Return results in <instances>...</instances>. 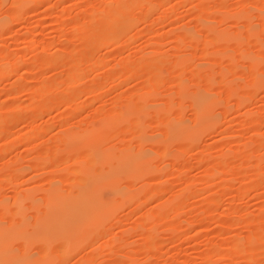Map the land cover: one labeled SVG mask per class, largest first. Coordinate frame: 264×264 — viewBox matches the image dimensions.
<instances>
[{"label":"rangeland","instance_id":"1","mask_svg":"<svg viewBox=\"0 0 264 264\" xmlns=\"http://www.w3.org/2000/svg\"><path fill=\"white\" fill-rule=\"evenodd\" d=\"M200 91L218 123L193 142L172 129L195 124ZM262 138L264 0H0V224L32 231L52 186L116 173L81 246L19 237V258L264 264Z\"/></svg>","mask_w":264,"mask_h":264},{"label":"bare ground","instance_id":"2","mask_svg":"<svg viewBox=\"0 0 264 264\" xmlns=\"http://www.w3.org/2000/svg\"><path fill=\"white\" fill-rule=\"evenodd\" d=\"M208 5L210 7V4ZM1 23H7V22L3 21ZM228 38H229V34H227V36L223 33L221 35L219 34L216 35V39L219 40H225ZM144 56L145 55H143L142 58ZM256 62L257 59L254 58L253 63L255 64ZM49 102L52 101H48V103ZM215 104L216 101L214 96L212 97L210 94L206 93L205 91L204 92L200 91V93L196 96L197 110L195 113V120H196L195 124L192 125L185 120L184 121L181 120L179 123L173 125L172 133H174V135L179 136L182 133L186 132L187 134H185L184 137L195 142L198 138H200L203 132L214 127L218 123L217 122L218 117L217 114L215 113ZM109 117L111 119L116 118L115 116L113 117L111 115ZM109 117L106 116L103 117L104 120L103 119L102 120L104 121V123L110 122ZM106 118L107 120L105 122ZM169 123H171V121H169ZM102 125L103 123L101 124V126ZM92 133L94 132L89 131L88 133L86 132V134L83 136H78L79 134L76 136L75 134V136L72 135L71 138L72 139L81 138ZM262 140L264 139L262 138ZM108 155H109L108 152H102L99 154V156H108ZM99 156H95L94 160L92 161L93 162L97 161ZM135 157H139V158L134 159L133 163L137 162L138 160H141L142 165L143 166L146 165L141 172H146L145 174L147 175H151L154 172H156L151 166H149L150 164L149 160L151 158L149 153L142 152V154H139ZM42 166L45 167V165ZM115 174H116L115 171L112 172L111 170L108 172H106L105 170H101L96 173H90L89 175H87V179H85L83 189H81L77 194L70 196H65L58 189L59 187L57 185L52 186L47 194L49 206L48 209L46 210V214L45 215L43 214L42 216L40 215L38 217L37 228L33 229L32 231H30L27 228L25 220L19 221L18 223H14L10 227V229L7 226H3L0 224V264H4V263L48 264V262H37L36 258H34L32 261H29L30 258H19L14 252H12L11 249V241L14 238L26 237L29 238L30 240L42 241L44 242V245L47 247L48 246L47 242L49 240L51 241L52 236L59 238L74 237V240H76L77 244L81 246L87 239L85 236L88 233L94 232L95 229H97L100 226L101 219L104 216V214H106L110 209L114 208L112 204L104 205L97 197L98 195L97 192L99 191L100 187L103 186L104 184L113 183L111 181L113 180ZM111 187L115 189L114 186ZM54 223L58 224L59 230L56 229L53 232L52 227ZM33 231L34 233L31 234V232ZM152 234L150 233L151 236ZM61 247L64 248L62 250L64 252L70 249L67 245L66 246L61 245ZM233 251L235 252V249H233ZM85 263H88V261Z\"/></svg>","mask_w":264,"mask_h":264}]
</instances>
